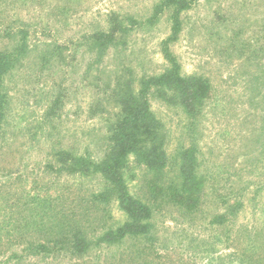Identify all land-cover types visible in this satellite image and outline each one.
<instances>
[{"label": "rangeland", "instance_id": "1", "mask_svg": "<svg viewBox=\"0 0 264 264\" xmlns=\"http://www.w3.org/2000/svg\"><path fill=\"white\" fill-rule=\"evenodd\" d=\"M6 52L0 187L39 204L0 212L1 232L57 213L90 245L9 264H264V0H0ZM145 111L123 171L155 229L134 259L99 240L126 216L95 167ZM10 235L0 261L26 245Z\"/></svg>", "mask_w": 264, "mask_h": 264}, {"label": "trees", "instance_id": "2", "mask_svg": "<svg viewBox=\"0 0 264 264\" xmlns=\"http://www.w3.org/2000/svg\"><path fill=\"white\" fill-rule=\"evenodd\" d=\"M184 5L185 7H187L189 4L185 2ZM14 61L15 55H12L8 52L4 54L0 53V140H3V142L7 140V135L4 130V125L6 124V122L4 121L5 118L2 114V110L4 108L1 107L3 101V81H1V79L3 78L4 73H7V71L13 68ZM145 115L146 111L143 112V114L139 112L136 116L126 117L121 121L120 128L116 136V149L112 153L111 158L103 165H98L95 167L96 170H100L102 173H104L105 177H110L113 190H115L120 207L124 210L123 212L126 216L125 223L119 225L117 228H111L102 233L99 240L100 242L108 244L110 246H119L128 239L133 240L131 246H136V258L134 259H142L141 257L144 249H149L152 252L151 241L153 240V232L155 229V223L148 201L133 196L130 187L126 183L123 171L126 158L131 153L133 147V142L128 130L133 126L138 125L140 123L141 117ZM4 147L5 146H2L0 148V152L4 150ZM7 147H9V145H7ZM3 162L4 160L1 161L0 156V165H2ZM22 191L23 192L20 197L15 198L17 192H13V187L11 184L10 186L6 185L3 187L1 185L0 204H2V206L0 208V212L6 213L8 209L13 213L14 209H18L14 214V216L18 217V215L20 214V210H22V213H28L31 209L29 208L30 204L32 202H39V200L36 201L38 197H33L31 191L27 192V190H24V188H22ZM40 200L43 201L41 198ZM58 215H62V213ZM54 217L56 218V222L47 223L45 221L39 222L38 220H32L28 222L26 217V224L29 225V228L31 229H24L25 231L13 228L11 230H8L7 234L6 232H4L3 234L0 227V242H2L4 238H8L7 235H10L11 232H16V234L19 235L15 237L13 235H10L12 236L11 239L13 240L11 244L18 243L20 244V246L22 244H26L23 247L22 254H19V252H14V250H12L11 254L4 258L6 261H3V259L2 261H0V264H9L11 261L20 262L21 259L26 258L29 254L47 255L49 253L52 255V253H57L59 251L60 253L62 251H73V256H80L82 252H86L90 247V245H88L87 243L89 241L87 235H84V233L80 230H75V228H73L70 223L69 226H67V223L65 222L67 216H62V220H59L57 219L56 213ZM37 218L38 216L34 217V219ZM214 218L212 223H214V220L221 222L222 220H226V215L223 214L221 216H215ZM8 220L10 222L11 217H9ZM67 222H71V220H68ZM33 235H36L37 238L31 239V236ZM22 238L23 242L20 243V239ZM147 245H149V248ZM1 248L4 247L0 246V249ZM151 252L147 254L148 257L150 256ZM134 262H137L136 264H152L150 260L146 259L143 261L134 260Z\"/></svg>", "mask_w": 264, "mask_h": 264}]
</instances>
